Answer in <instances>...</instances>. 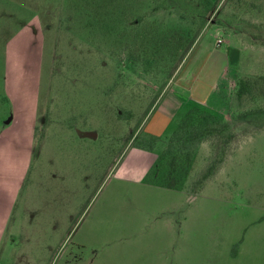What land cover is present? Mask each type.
Here are the masks:
<instances>
[{
  "label": "rangeland",
  "instance_id": "rangeland-1",
  "mask_svg": "<svg viewBox=\"0 0 264 264\" xmlns=\"http://www.w3.org/2000/svg\"><path fill=\"white\" fill-rule=\"evenodd\" d=\"M168 90L200 101L156 137ZM18 178L0 264H242L264 245V0H0L10 199Z\"/></svg>",
  "mask_w": 264,
  "mask_h": 264
},
{
  "label": "crops",
  "instance_id": "crops-1",
  "mask_svg": "<svg viewBox=\"0 0 264 264\" xmlns=\"http://www.w3.org/2000/svg\"><path fill=\"white\" fill-rule=\"evenodd\" d=\"M230 52H231V54L235 55V51L230 50ZM226 65H227V58L225 56V64H224L222 70H220V73L217 77V80L223 76ZM179 81L180 82H179L178 86L185 87L181 83L183 80L180 79ZM179 93H180V91H177V90L176 91L168 90V93H166V95L164 96L165 99L160 104L159 109H157L156 112L151 116L150 120L148 121V123L146 125L145 130L147 133L153 134L156 137H160L162 134H164L163 132L167 131L169 125L171 124V122H173V120L176 118V116H178L179 114L184 112L183 103L185 100L200 101L197 98L196 99H193L191 97L185 98V97L181 96ZM165 116L168 117V120L166 123H165V119H164ZM33 119H34V117H33ZM12 121H13V119L11 118L9 121H7L5 123V125L10 124ZM33 127H34V124H30L27 128L28 134H30L31 136H33V129H34ZM165 128H166V130H165ZM17 130H18V128L16 129V131ZM145 150L146 149H140L137 151H145ZM147 151L152 156V161H153L152 164H153L154 161L156 162L158 154L153 153V149L147 150ZM155 164L156 163H154V166H155ZM28 170H29V168H27L23 172V174H24L23 177H25L28 174ZM2 171H4V170H2ZM4 179H5V176H4ZM21 181H23V180L18 178V183L16 185V188L14 189V193H12V195H11V196H13V198L10 199L9 197H10L11 193L9 191V186H7V184L9 182L4 181L3 179L0 180V235H1V238H4L6 231L8 232V229H9L8 226H9L10 221L12 220L11 218H12L13 210L17 204L18 196L20 195L21 188L23 185V182H21ZM150 184L158 187L159 189H166V190H170V191H182V190L175 189V188H167V187L161 186L155 182H151ZM10 233H11V227H10ZM242 264H264V245L260 246V248L257 251H254V250L246 247L244 250L243 263Z\"/></svg>",
  "mask_w": 264,
  "mask_h": 264
},
{
  "label": "trees",
  "instance_id": "trees-1",
  "mask_svg": "<svg viewBox=\"0 0 264 264\" xmlns=\"http://www.w3.org/2000/svg\"><path fill=\"white\" fill-rule=\"evenodd\" d=\"M248 92V82L246 81H240L239 82V86H238V90L236 92V95L238 98H241L242 96L246 95ZM193 112H189L188 115H190L189 117H191V114ZM199 122L202 123V125L205 127V134H212L213 132H221L222 129L215 127L216 124H219V121H217L212 115L206 114V113H201L199 115ZM211 124V125H208ZM163 159V158H162ZM173 162L170 161V165H172ZM157 178V177H156ZM161 186L167 187V188H175L177 186L173 185V184H164Z\"/></svg>",
  "mask_w": 264,
  "mask_h": 264
}]
</instances>
